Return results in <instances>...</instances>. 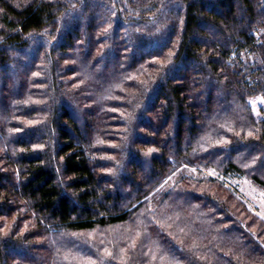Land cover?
I'll use <instances>...</instances> for the list:
<instances>
[{"label":"trees","instance_id":"trees-1","mask_svg":"<svg viewBox=\"0 0 264 264\" xmlns=\"http://www.w3.org/2000/svg\"><path fill=\"white\" fill-rule=\"evenodd\" d=\"M69 75L85 84L66 92ZM250 97L264 98V0H0V264H264V221L228 185L264 188ZM140 127L155 135L146 156ZM184 159L226 183L184 179L152 211ZM98 230L120 231L76 237Z\"/></svg>","mask_w":264,"mask_h":264},{"label":"rangeland","instance_id":"rangeland-1","mask_svg":"<svg viewBox=\"0 0 264 264\" xmlns=\"http://www.w3.org/2000/svg\"><path fill=\"white\" fill-rule=\"evenodd\" d=\"M148 19V18H147ZM105 28V27H104ZM102 30V29H101ZM102 31L99 32V35L101 34ZM103 33V32H102ZM120 33V32H119ZM122 35L123 32H121ZM102 35V34H101ZM121 38H118V40H120ZM101 40V41H100ZM99 40V48L96 52L97 55H100V52L102 49H105L108 47V44L106 41H102V39ZM105 43V44H104ZM175 43L174 45H172V47H170L167 52H165V54L163 55V57H159L158 61L156 62V64H165L169 61L170 55L173 52V49L175 47ZM129 52H131L128 47L124 48L123 47V52L122 55L127 56V54H129ZM72 55V53L70 54ZM95 55V54H94ZM99 62L102 61L100 59V57L98 58ZM72 59H68L66 58V60L64 61V64L62 67L66 68L69 70L68 66H71L74 64V61L72 62ZM105 62V61H103ZM155 63V62H154ZM104 64V63H103ZM18 69V68H15ZM67 72V71H66ZM71 72H74L71 70ZM19 75V69L16 71V73H8L5 74V86L6 87H12L11 85L13 84V81L15 80V82H17V80H19V78H15L16 76ZM32 76V75H31ZM33 77H34V73H33ZM21 79V78H20ZM66 80L69 81V86L66 88V92L74 90V88L76 86H83L85 83V81L83 82L80 78H78L76 75H69V77L66 76ZM11 83V85H10ZM224 88V87H223ZM17 91V90H16ZM134 91L130 92L131 94ZM85 93H83L84 95ZM88 95V94H87ZM41 98V97H38ZM92 100V98H91ZM79 100L76 101V104L73 108V113L75 114V116L77 117L78 120H81V115L84 116V118H86V120H90L91 118H89L88 115V111L94 107V103L90 102H86L81 103L78 102ZM249 102L253 108V114H254V118L257 120L260 119H264V98L263 97H250L249 98ZM116 107V106H114ZM87 109V111H86ZM161 112V111H160ZM263 112V114H262ZM157 113H152L150 116L151 118L156 121L157 120ZM111 116L109 118V120L107 122L111 123V124H120V119L118 117H116L115 113H111ZM34 120V117L32 118ZM157 122V121H156ZM167 123V121H166ZM138 134H140V148L145 151L144 154L146 156L147 153L155 152L154 149L155 147H153L154 149H152V141L155 137V135L148 130V128H143L140 127V129L138 130ZM111 136H107L111 139H116L114 136V133L111 132L110 133ZM154 146V145H153ZM108 150H113L112 148H109ZM112 152L109 153L108 157H111ZM113 158L115 157L112 156ZM185 179V182H184ZM201 179H216L219 181H223L224 183H226L221 177L220 175L217 173V171L211 167L208 166L206 164H195L194 162L190 161L189 159H184L181 163H177L176 166L172 169V171H170V173L168 174V176L166 177V179L163 181V183H161L158 187H156L154 189V191L150 194L149 196V202L151 204L150 209L152 211H154L155 206L158 204V202L160 201L163 193H165L166 191H168L170 188H173L175 186V184L179 183H183L184 182V188L187 187V191H196L198 193H201L200 191H202V187L200 188H195V186H190L193 185L190 180H201ZM228 184V183H227ZM230 189L234 192V196L237 202L242 201L243 203L246 204L247 208L249 209L250 213L248 215H254L255 217H258L259 219H261L262 221H264V188L259 187L257 185H255L253 182H251V180H249V178L247 177H239L237 179H234L232 183L228 184ZM228 187V186H227ZM228 187V188H229ZM200 196V195H199ZM231 207L233 208H239V205L237 203H235L234 201H232L230 203ZM241 214H243V212H241ZM244 215V214H243ZM220 219L222 220H226V218L223 216ZM4 221H6V219H3ZM229 222H225L223 224H227ZM131 226V225H130ZM129 226V227H130ZM168 228H170V226H168ZM30 226L27 223H23V225L21 226V230H19L18 234L19 236L25 234L26 231L30 230ZM8 230V228H7ZM5 230V231H7ZM129 230H132V228ZM4 231V232H5ZM120 230H108V231H95V232H85L83 234H79L76 237H82V240H90L93 241L95 244H103L106 240V238L110 235H113L114 233H117ZM6 233V232H5ZM34 243H38L39 246L34 247ZM41 243H42V239L40 238H36V239H30V244L32 248V252L33 253H41ZM29 244V245H30ZM107 257H112L111 256V252L110 250H104L103 251ZM119 254V251H118ZM151 257V261L152 262V258L153 255L150 256ZM87 263H95L94 261H90L88 260ZM15 264H19V263H15Z\"/></svg>","mask_w":264,"mask_h":264}]
</instances>
